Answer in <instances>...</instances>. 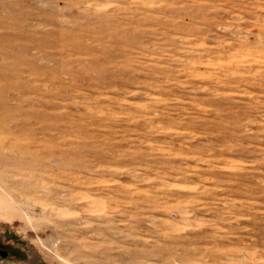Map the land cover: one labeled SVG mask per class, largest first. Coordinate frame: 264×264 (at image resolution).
<instances>
[{
  "label": "rangeland",
  "instance_id": "rangeland-1",
  "mask_svg": "<svg viewBox=\"0 0 264 264\" xmlns=\"http://www.w3.org/2000/svg\"><path fill=\"white\" fill-rule=\"evenodd\" d=\"M0 264H264V0H0Z\"/></svg>",
  "mask_w": 264,
  "mask_h": 264
}]
</instances>
